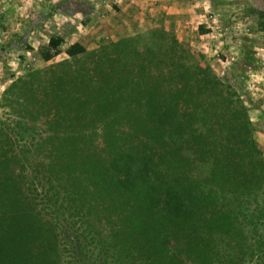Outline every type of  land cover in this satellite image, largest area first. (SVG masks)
Segmentation results:
<instances>
[{"label": "trees", "instance_id": "1", "mask_svg": "<svg viewBox=\"0 0 264 264\" xmlns=\"http://www.w3.org/2000/svg\"><path fill=\"white\" fill-rule=\"evenodd\" d=\"M63 43L2 93L0 264H264V152L223 79L159 27Z\"/></svg>", "mask_w": 264, "mask_h": 264}, {"label": "rangeland", "instance_id": "2", "mask_svg": "<svg viewBox=\"0 0 264 264\" xmlns=\"http://www.w3.org/2000/svg\"><path fill=\"white\" fill-rule=\"evenodd\" d=\"M111 1L0 0V119L7 117V108L2 105V93L12 78L66 57L61 52L50 61H45L39 56L38 47L46 44L50 35L59 34L64 37V48L75 36V31L84 30L83 26L90 22L91 14L98 9L104 11L109 8ZM262 12L264 0H218L213 9L203 10V17L197 16L195 20L191 17L183 30L178 25L176 28L165 25L157 27L172 31L199 63L209 65L215 75L223 79V89L243 101L246 117L251 122L248 133L264 152ZM205 13H209L210 20H213L212 32L200 37L194 27L198 21L208 24L204 21L207 17ZM108 41L113 40L99 41L97 47L87 49H97ZM219 116V122L227 124L225 116ZM221 134L223 132L215 133ZM76 256L77 264H94L83 249L77 250ZM129 264L138 263L130 260ZM245 264L262 263L249 259Z\"/></svg>", "mask_w": 264, "mask_h": 264}, {"label": "crops", "instance_id": "3", "mask_svg": "<svg viewBox=\"0 0 264 264\" xmlns=\"http://www.w3.org/2000/svg\"><path fill=\"white\" fill-rule=\"evenodd\" d=\"M218 0H112L109 8L91 14V20L83 26L84 30L75 31L68 44L80 42L86 48L97 47L99 41L115 40L120 36L133 35L165 25L183 30L191 17H203V10L213 9ZM205 12V11H204ZM206 14V13H205ZM207 25L199 22L194 27L203 37L212 32L211 15L206 14ZM195 20V19H194ZM210 28L208 32H198V27ZM82 32V33H80Z\"/></svg>", "mask_w": 264, "mask_h": 264}]
</instances>
